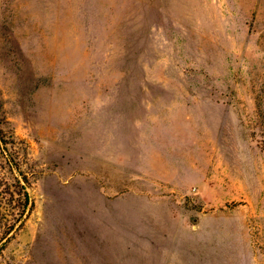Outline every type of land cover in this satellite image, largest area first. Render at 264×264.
Returning a JSON list of instances; mask_svg holds the SVG:
<instances>
[{
	"label": "rangeland",
	"instance_id": "rangeland-1",
	"mask_svg": "<svg viewBox=\"0 0 264 264\" xmlns=\"http://www.w3.org/2000/svg\"><path fill=\"white\" fill-rule=\"evenodd\" d=\"M0 264H264V0H0Z\"/></svg>",
	"mask_w": 264,
	"mask_h": 264
},
{
	"label": "trees",
	"instance_id": "trees-1",
	"mask_svg": "<svg viewBox=\"0 0 264 264\" xmlns=\"http://www.w3.org/2000/svg\"><path fill=\"white\" fill-rule=\"evenodd\" d=\"M15 169L18 170L19 174H22V178L19 179L18 177L16 178L17 183H16V189H10L9 183L5 184V188L7 189V192H3L4 195H9L10 197H15L16 199L20 201L22 211L20 213V216L24 214L25 210L29 208V195L28 192L26 191V184L28 183L27 177L18 169L17 165H15ZM21 181L24 183L21 184ZM9 190V191H8Z\"/></svg>",
	"mask_w": 264,
	"mask_h": 264
}]
</instances>
